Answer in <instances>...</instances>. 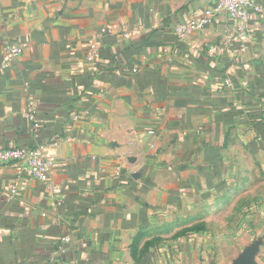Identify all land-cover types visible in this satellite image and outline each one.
Listing matches in <instances>:
<instances>
[{
  "label": "crops",
  "instance_id": "obj_1",
  "mask_svg": "<svg viewBox=\"0 0 264 264\" xmlns=\"http://www.w3.org/2000/svg\"><path fill=\"white\" fill-rule=\"evenodd\" d=\"M252 1L242 35L214 0H0V149L40 148L63 198L0 165V264H264V238L213 223L264 162Z\"/></svg>",
  "mask_w": 264,
  "mask_h": 264
},
{
  "label": "built area",
  "instance_id": "obj_2",
  "mask_svg": "<svg viewBox=\"0 0 264 264\" xmlns=\"http://www.w3.org/2000/svg\"><path fill=\"white\" fill-rule=\"evenodd\" d=\"M215 12H222L234 23L236 30L240 34L245 33V23L251 14L258 12L259 8L252 0H214ZM212 12L206 11L201 18L178 26L175 34L179 38H186L191 32L203 28L210 22ZM243 48V46H242ZM2 54L8 61H13L21 54L19 45L6 44L2 48ZM97 57L96 50L93 48L89 53L88 59ZM226 85L229 86L227 82ZM28 118L33 122L34 128L38 127V121L32 114ZM150 134H153L151 131ZM0 165L14 166L20 175L29 179H34L44 185L45 192L53 199L55 206L63 204L62 189L52 179V159L47 157L40 148L34 147H11L0 149ZM70 242V236L64 235L60 239L58 253H65L64 246ZM63 264H73L72 261Z\"/></svg>",
  "mask_w": 264,
  "mask_h": 264
},
{
  "label": "rangeland",
  "instance_id": "obj_3",
  "mask_svg": "<svg viewBox=\"0 0 264 264\" xmlns=\"http://www.w3.org/2000/svg\"><path fill=\"white\" fill-rule=\"evenodd\" d=\"M241 168L244 176L239 178L241 187L230 188L223 194V211L215 216L213 223L216 229L221 226L223 230L240 225L251 236L252 242L247 238L251 247L256 239L264 238V162L242 157ZM256 232L260 233L258 237L253 236Z\"/></svg>",
  "mask_w": 264,
  "mask_h": 264
},
{
  "label": "water",
  "instance_id": "obj_4",
  "mask_svg": "<svg viewBox=\"0 0 264 264\" xmlns=\"http://www.w3.org/2000/svg\"><path fill=\"white\" fill-rule=\"evenodd\" d=\"M243 264H246V262H244Z\"/></svg>",
  "mask_w": 264,
  "mask_h": 264
}]
</instances>
